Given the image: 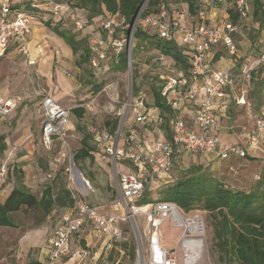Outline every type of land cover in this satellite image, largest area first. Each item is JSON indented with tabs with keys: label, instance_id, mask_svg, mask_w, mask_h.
I'll list each match as a JSON object with an SVG mask.
<instances>
[{
	"label": "built area",
	"instance_id": "1",
	"mask_svg": "<svg viewBox=\"0 0 264 264\" xmlns=\"http://www.w3.org/2000/svg\"><path fill=\"white\" fill-rule=\"evenodd\" d=\"M24 1L0 0V59L10 49L25 58L29 56V36L36 17L26 11L25 7L32 10L40 6L49 7L48 11L54 20L67 18L77 30L86 33L88 47L93 55L92 68L128 50L130 59L127 58L126 71L129 72L137 26L156 30L162 39H174L175 33L181 36L183 48L191 56V77L186 79L180 74L167 80L160 77L163 81L161 95L169 98L174 113L170 122L171 140L165 141L160 130L165 122L160 110L152 104H144L146 96L142 91L133 95L129 88L128 108L132 110V120L121 125L112 140L106 134L95 138L102 148V160L114 166L118 163L127 165L126 172L119 176L116 184L119 198L109 203L107 208L111 212H107L81 200L75 189L68 186L72 205L57 215L55 231L46 247L47 264H63L64 259L70 264H105L114 244L127 241L121 226L137 216H144L150 254L144 264H177L174 251L160 248V228L166 220L171 219L175 228L183 229L181 238L189 237L186 226L179 224L187 219L185 214L172 203L151 202L141 205L139 201L155 183L166 185L172 182L170 174L174 158L179 153L187 158L193 154L214 155L221 161L230 157L247 158L244 148L221 141L214 108L226 98V91L230 90V100L246 108L252 116L253 108L248 103V97L252 74L264 65V29L256 55L248 54L245 63L237 70L234 69L239 64V54L234 37L239 33L242 22L250 17L251 4H264V0H233L236 22H231L227 17L219 24L213 19L214 12L228 0H199L196 16L189 15L183 8L171 19L167 6L162 3L155 15L143 19L141 10L132 29L119 12L93 25L79 21L76 12L70 9L77 0ZM20 4L23 6L17 7ZM127 29H130L129 34L124 33ZM216 46L225 50L229 58V69L211 67L208 60ZM65 75L70 77L68 73ZM40 105V143L44 150L49 151L55 143H66L71 112L48 95L43 97ZM188 108L192 111L191 121L195 129L188 127L182 116ZM13 109V101L0 94V119H7ZM252 119L253 126L246 132V145L253 149L262 146L263 156L258 161L264 165V114ZM147 133H151L150 137ZM5 174V166H2L0 176ZM82 180L87 183L84 178ZM86 227L101 240L96 250L82 245L79 236Z\"/></svg>",
	"mask_w": 264,
	"mask_h": 264
},
{
	"label": "rangeland",
	"instance_id": "2",
	"mask_svg": "<svg viewBox=\"0 0 264 264\" xmlns=\"http://www.w3.org/2000/svg\"><path fill=\"white\" fill-rule=\"evenodd\" d=\"M19 1L25 2L24 0ZM160 1L167 6L170 19L176 16L178 11L185 9L181 0ZM232 8L233 0H228L224 9L231 10ZM48 10L49 7L40 6L39 13L36 14V23L39 24H36L38 28L36 33L41 38L42 34L46 35L42 38V42L47 52L46 55L53 58L48 74L44 75L36 68L28 66L23 56L6 58L0 64V94L14 103L13 111L6 119V123H3L7 149L0 160V168L5 166L6 170V174L3 177L0 176V201L9 195L12 188V179L9 174L13 170L20 172L21 169L17 168L19 165L25 168L24 180L30 192L37 199L41 197V192L46 185L52 186L55 193L59 189L67 190L68 186H71L81 200L108 211L109 203L119 198L116 184L119 176L126 172L127 165L118 163L114 166L109 161L102 160V148L95 138H101L102 134H106L109 140H112L121 125L132 120L133 113L128 108V98L129 88H131V93L133 91V81L139 83L142 76L153 77L157 74L159 80H161L160 77L167 80V78H173L176 75V70L171 61L156 57L150 52L138 53V55L132 53L130 71L120 73L111 72L109 61L95 70L89 66L84 71L79 70L74 66L75 58L73 57L70 72H67L71 78H65L56 72L57 65L61 64L60 58L64 57L58 47L60 45L55 43L57 37L45 26L47 21L52 24L56 22ZM76 16L79 21L84 22L87 20L88 14L83 10H77ZM65 23L66 27L77 29L73 22L67 18ZM258 27L259 25L252 15L242 22L239 33L234 37L239 56L254 54ZM174 39L177 45L183 48L182 38L178 33L174 34ZM225 59L229 58L226 56ZM222 65L221 63L219 66ZM88 82H92V84H88ZM94 86H99V89L95 90ZM142 92L146 96L144 104L151 105L152 97L147 85L142 89ZM48 94L59 100V103L71 112V128L69 127L66 143H55L49 151L44 150L39 144L42 125L40 104L43 97ZM74 109L85 110L81 119H77L72 114ZM261 113L264 114V106L259 112L252 109V116L241 114L237 118L238 124L245 126L244 132H247L253 126L252 117L259 116ZM114 123H116V130L111 133L110 125ZM79 130L92 137L90 144L95 148L91 153L92 160L77 161L74 159L80 149L82 139ZM247 150L251 155L255 149L248 147ZM194 157L195 161L209 166L220 163L214 155H194ZM19 158L23 159L17 161ZM230 167L222 162L220 163V173L211 168L210 170L224 184L231 186L229 183L231 177L227 176V174L232 175ZM177 169L174 170L173 179L179 177L185 170ZM163 185L155 183L152 188L147 190V197L150 200H158V192ZM61 209L58 207V210ZM184 214L186 218L197 215L203 224V233L198 237L202 240L204 247L201 251L202 257L195 264H216V257L212 251V228L207 215L196 211ZM50 216L51 214L43 218L38 209H22L14 215L17 228H0V264H28L29 261L41 257L42 261H46L41 253L43 250L47 253L46 247L52 238V231L56 225L54 219L57 214ZM121 229L127 241L119 243H125L127 250H122L121 246L116 247L108 255L109 258L107 256L105 264H144V261L150 257L145 217L137 216L131 222L123 224ZM182 231V228L173 226L171 219L166 220L160 228V248L168 252L174 251L177 264L185 263L184 252L181 248ZM34 233L39 236V244L22 246L21 239ZM85 236L87 235L80 234L82 242H84ZM132 249L134 250L133 257Z\"/></svg>",
	"mask_w": 264,
	"mask_h": 264
},
{
	"label": "trees",
	"instance_id": "3",
	"mask_svg": "<svg viewBox=\"0 0 264 264\" xmlns=\"http://www.w3.org/2000/svg\"><path fill=\"white\" fill-rule=\"evenodd\" d=\"M144 1L77 0L70 6V9L74 12L77 10L85 11L88 17L84 23L88 25L94 24L114 12H119L130 26ZM181 2L189 15H197L199 0H181ZM160 4H162L160 0H149L141 13V18L155 15ZM21 6L23 4L17 5V7ZM25 10L34 17H37L39 13V8L32 10L25 7ZM228 14L229 20L235 23L237 15L233 8L229 10ZM251 15L259 25L256 36V49L253 54L255 56L264 29V4L253 2L251 4ZM65 22L66 19L62 18L56 20L54 24L47 21L45 26L71 50L75 58L74 66L77 69L84 71L87 66L93 70L100 68L105 62H101L97 68L91 66L93 55L88 47L86 33L66 27ZM129 32L130 29H127L124 33L129 34ZM134 39L136 44L132 53L138 55V53L150 52L156 57L172 62L176 70L174 77L178 74L186 79L191 77L192 63L189 51L186 48L179 47L174 39H162L156 30L140 26L135 29ZM214 50H216L214 60H218L222 55L226 58L227 54L221 46H216ZM127 63L126 51L116 58L111 57L108 62L113 73L126 72ZM88 84H92V82H88ZM251 84L248 103L256 112H259L264 106V65L252 74ZM145 85L149 88L152 105L158 108L164 117V125L160 128L163 137L165 141H170V122L174 117V113L169 98L161 95L163 81L159 80L158 74L153 77L142 76L139 83L132 82V94L142 91ZM94 89H99V86H94ZM84 113V109L72 110V114L77 119H81ZM110 128L111 133H114L116 123L111 124ZM80 134H82L80 149L75 154L74 159L77 161L92 160L91 153L95 150L94 146L90 144L92 137L81 131ZM6 149V136L0 135V160ZM12 177L14 188L5 202L0 204V228H17L14 215L22 209H38L42 217L46 218L57 206L65 208L72 205L68 191L63 188L55 193L52 186L46 185L43 188L41 197L37 199L23 185L21 172L14 171ZM147 193L146 191L142 195L139 204L166 202L174 204L183 213L196 211L207 215L212 228V251L216 257V264H264V186L261 182L249 191L228 186L211 172L209 165L201 164L199 161H195V157H193L190 166L183 170L179 177L172 178L171 183L160 188L158 200H150ZM118 246H121L124 251L127 250L125 243H116L113 249ZM131 255L134 256L133 249ZM28 264L47 263L32 260Z\"/></svg>",
	"mask_w": 264,
	"mask_h": 264
},
{
	"label": "crops",
	"instance_id": "4",
	"mask_svg": "<svg viewBox=\"0 0 264 264\" xmlns=\"http://www.w3.org/2000/svg\"><path fill=\"white\" fill-rule=\"evenodd\" d=\"M226 4L220 6L219 9L214 12L213 19L218 24L221 23L225 18L229 17V14H228L229 10L224 9ZM36 20H37V17H36ZM36 24L39 25L38 23H36V21L34 22V25L32 26V30H31V34L29 36V44H28L29 56L27 58L24 57V60L27 64H28V62H31V64H28V66L36 68L39 72L41 71L45 75V74H48L47 72H48V69L50 67V63H52L53 58L46 55L47 52H46V49H45L43 42H42V38L45 37L46 35L42 34V38H41V36L37 35L36 32L38 31V28L36 27ZM91 29H89V31ZM55 39H56L55 43L60 45L58 47L60 48L62 55L64 57V58H62V57L60 58L61 64L57 65L56 72L59 75L64 76L66 78L67 75L65 76V73L70 72V68L72 67V58L74 56L72 55L71 50L60 39H58V38H55ZM215 53H216V50H213L212 57L208 60L211 67L214 69H222V70L229 69L228 60L225 59L223 55L218 60H214ZM247 55L248 54H244L242 56H239V64L237 65V67L234 70H237L240 66H242L245 63V61H246L245 57ZM10 57H14V58L20 57V55H17L15 52H13L10 49L9 52L3 58L0 59V64L4 59L10 58ZM62 59H65V60H62ZM221 63L223 65L219 66ZM69 78H71V77H69ZM48 96L53 98V100H55L57 103H59V100L52 97L50 94H48ZM241 114L242 115H246V114L248 115V112L244 107L237 106L234 102H232L230 100V90H227L226 91V98L220 104L216 105L214 108V116H215V119L218 123L217 133H218V135H219V137L223 143L235 144V145H238L239 147L244 148L246 150L248 156L245 159L230 157L226 160L221 161L218 159L217 161H218V163L223 162L224 165H227L229 167L231 166L230 167V173L232 172V175L227 174V176L230 175V177H231L230 178L231 182H229V183L231 184L232 187H237L239 189L249 191L253 186H255L259 182H261L264 186V165L260 164L258 161L263 156V148H262V146H259L252 152L251 155L249 154V152L247 150L248 147L246 145L247 135H246V132H244V128H246V127L240 126L238 124L239 121L237 120V118ZM182 116L186 120L187 126L195 129V125L191 121V117H192L191 109H189L187 112H184ZM3 123H6V119H0V135H4V132H5L3 129ZM70 126H71V121L69 123V127ZM70 128H69V130H70ZM150 135H151V133H147L148 137H150ZM156 137H157V134H156ZM39 144L41 146L40 136H39ZM193 157H194V154L191 155L189 158L185 157L182 153L177 154L174 158V166H173V170L170 174V177L171 178L173 177L174 170L177 168L187 169L189 167V165L191 164V159ZM22 159L23 158H19L17 161L22 160ZM220 163H219V165H215V164L210 165V168L213 171L220 173L221 172ZM17 168H18V170L21 169L20 172L22 171L21 174L23 175L25 168L21 167L19 165H17ZM231 169H232V171H231ZM13 171L9 174L10 178L12 179L11 191L14 188V179L12 177ZM218 179L220 180V178H218ZM23 185L25 187H27L26 181L24 180V175H23ZM6 198L3 201H0V204H3L6 200ZM67 208L68 207L62 208L61 209L62 211H61V210H58V207H56L52 211L51 216H55L56 214L58 215V213L60 214L61 212H64ZM107 212H111V211L108 210ZM54 223L57 224V217H56V219H54ZM55 227H56V225H55ZM55 227H54V230L52 231V236H53V233L55 231ZM82 234L87 235L83 238V241H84L83 244L84 245L89 246L91 249L99 247L101 240L96 235V233L93 232L89 227H86L85 230L82 232ZM38 237L39 236H36L35 233L34 234H28L21 239V245L22 246H28L31 244H39V241H38L39 238ZM79 238H80V236H79ZM41 256H43L44 260H46V261H42V259H41L42 257L39 259H35V260L42 262V263H46L47 262L46 252L44 250L42 251ZM66 260L67 259L63 260V261H65V263H63V264H70Z\"/></svg>",
	"mask_w": 264,
	"mask_h": 264
},
{
	"label": "bare ground",
	"instance_id": "5",
	"mask_svg": "<svg viewBox=\"0 0 264 264\" xmlns=\"http://www.w3.org/2000/svg\"><path fill=\"white\" fill-rule=\"evenodd\" d=\"M179 224H184L187 233L190 235L189 237L183 238L181 242L185 263L195 264L202 257L201 251L203 250L204 244L198 236L203 233V224L197 216L187 218L184 222Z\"/></svg>",
	"mask_w": 264,
	"mask_h": 264
},
{
	"label": "water",
	"instance_id": "6",
	"mask_svg": "<svg viewBox=\"0 0 264 264\" xmlns=\"http://www.w3.org/2000/svg\"><path fill=\"white\" fill-rule=\"evenodd\" d=\"M146 2H147V0L144 1V3L142 4V6H141V8H140V10H139V12H138V14H137V16L131 21V24H130V28H131V29L135 26L136 21H137V18H138V16H139L141 10H142L143 7L145 6ZM126 56H127V58L130 59V55H129V51H128V50H127V52H126Z\"/></svg>",
	"mask_w": 264,
	"mask_h": 264
}]
</instances>
